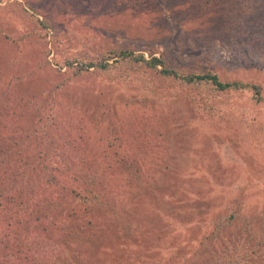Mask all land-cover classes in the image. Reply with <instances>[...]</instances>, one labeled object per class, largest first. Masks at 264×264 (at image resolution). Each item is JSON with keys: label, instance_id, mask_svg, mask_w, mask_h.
I'll return each mask as SVG.
<instances>
[{"label": "rangeland", "instance_id": "1", "mask_svg": "<svg viewBox=\"0 0 264 264\" xmlns=\"http://www.w3.org/2000/svg\"><path fill=\"white\" fill-rule=\"evenodd\" d=\"M119 47L238 88L141 68L66 80L67 60ZM7 115L0 264H236L264 249V0H0Z\"/></svg>", "mask_w": 264, "mask_h": 264}, {"label": "trees", "instance_id": "2", "mask_svg": "<svg viewBox=\"0 0 264 264\" xmlns=\"http://www.w3.org/2000/svg\"><path fill=\"white\" fill-rule=\"evenodd\" d=\"M110 61H113L114 66H110L112 64H110ZM112 68H117L120 71H128V73L131 74L135 72L136 69L141 68L144 70H154L156 74H158L162 79H175L176 81H180L182 84L187 85V86H201V87H208L209 88V92H212L213 90H216V92H223V91H228V90H234L236 89V87L238 88V84L236 82L234 83H226L224 82L219 75L217 74H213V73H205V74H187L186 72H183L181 70H175L171 67L168 66L167 62L165 60H163L162 58H157L155 56L151 57V59H147L144 55V53H137L135 51H133L131 48H116L113 49L111 51H109V54L107 56V58L105 57H100L99 59H94V60H87L84 59L82 57L78 58H72L67 60L63 65H62V70L66 69L67 72L70 73L69 77L66 79L67 81L70 80H75L74 82L80 80L81 78H88V76L93 73L94 71H102L104 70L105 72L108 71L109 69ZM68 85H72V84H68ZM67 87V84L65 81H63V84H60L58 86H56L53 89V94L49 97L51 99V101L56 103L57 100V96L59 95V93L63 92L64 89ZM241 87V86H239ZM213 89V90H212ZM255 89L256 95L259 97V102L262 103V96H261V90L260 88H257L256 86L253 88ZM72 90V87L70 86V91ZM74 95V94H71ZM19 101V103H21V100L25 99L24 97H16ZM14 102V101H13ZM52 102H48L46 100H40L38 101V106L37 109L33 110L34 112L31 114V116L33 118L39 116V115H44L46 114V112H48L49 114V110L51 108V103ZM40 103V105H39ZM54 103V104H55ZM101 111L102 107L100 106ZM4 110V108H3ZM104 113V112H103ZM8 118H6V116L4 117V119H8V121L4 124H0V128H4L5 131L7 130V127H10V125L13 123L12 119L14 118V115L12 116H8ZM151 123V130L152 132L157 136V133L159 132H155L153 131V123ZM15 124V123H14ZM166 124V122L161 121L159 122L160 126H164ZM158 125V126H159ZM159 128V127H158ZM57 131V130H56ZM166 143V144H165ZM165 143L161 144L159 143V147H157L155 145H153L152 147H157L158 148V152H152L149 160L154 159L157 160L159 158L156 157H163V154L160 152L161 148H165L166 146L168 147V141H165ZM152 148V149H153ZM4 150V146L2 141L0 140V170L4 171L5 167H7L8 163L10 161H12V157L11 154H17L14 153V150L9 149L7 152L1 153V151ZM16 150V149H15ZM162 158V159H163ZM155 164L153 163L152 167H154L156 169V171L158 169H163L165 171H169V166L173 168H175L174 164H170L169 166H165V164ZM26 166V165H25ZM161 170V171H162ZM171 170V169H170ZM148 171L150 173H152V171L149 169V163L147 162L146 167H143L142 165L139 167L137 166L135 169V172H138L139 177L140 178H145V173H148ZM6 173L5 177L8 178L10 177V172L8 170H5ZM151 178V177H150ZM153 179H151L150 182H152ZM149 182V183H150ZM113 216L112 218L115 220H118V213L117 212H113L112 213ZM121 220V219H120ZM0 230L1 233H3V231L5 230V228L3 227L2 224H0ZM68 242V241H67ZM67 244V243H66ZM53 245V246H52ZM52 245H47L46 247L43 248V250L47 253L51 252H56V246L55 244ZM55 246V247H54ZM22 248L25 249V244L22 243ZM250 255L249 253L242 256L244 259V261H237L236 264H240L242 262H244V264H264V249L262 248L260 250V248H251L250 249ZM249 257V258H248ZM248 258V259H247ZM248 261V262H245ZM55 264H57V261H54Z\"/></svg>", "mask_w": 264, "mask_h": 264}]
</instances>
